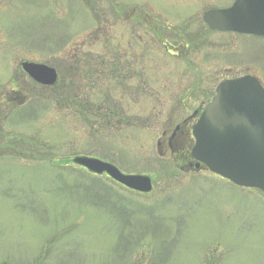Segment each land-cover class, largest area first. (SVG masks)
<instances>
[{
	"label": "rangeland",
	"instance_id": "374dc122",
	"mask_svg": "<svg viewBox=\"0 0 264 264\" xmlns=\"http://www.w3.org/2000/svg\"><path fill=\"white\" fill-rule=\"evenodd\" d=\"M234 1L0 0V264H264V195L182 171L189 133L173 155L163 137L188 131L223 80L264 87V38L202 21ZM24 62L56 71L55 99ZM75 157L153 189L61 163Z\"/></svg>",
	"mask_w": 264,
	"mask_h": 264
},
{
	"label": "water",
	"instance_id": "95a60500",
	"mask_svg": "<svg viewBox=\"0 0 264 264\" xmlns=\"http://www.w3.org/2000/svg\"><path fill=\"white\" fill-rule=\"evenodd\" d=\"M202 20L211 31L264 37V0H235L228 8L206 11ZM21 69L39 85L51 87L57 81L56 71L46 65L24 62ZM185 124L177 126L171 138ZM191 130L192 163L182 171L207 170L237 187L264 194V88L255 77L220 82ZM72 163L139 194L153 189L149 176L124 174L96 158L75 157Z\"/></svg>",
	"mask_w": 264,
	"mask_h": 264
},
{
	"label": "trees",
	"instance_id": "16d2710c",
	"mask_svg": "<svg viewBox=\"0 0 264 264\" xmlns=\"http://www.w3.org/2000/svg\"><path fill=\"white\" fill-rule=\"evenodd\" d=\"M134 67V66H133ZM131 68H132V66H131ZM61 83V79H58V82L56 83V85L53 87V88H43L42 90V92H43V99H55L59 94H60V92L61 91H56L57 90V87H59V84ZM68 89H70V88H68ZM69 92V91H68ZM64 94H68L66 91L65 92H63ZM60 96H63V97H66V99H69V97H67V96H65V95H63L62 93H61V95ZM72 100H74L75 102H76V100L75 99H72ZM78 107H80L79 109H81L82 108V110H83V115H84V118H87L88 116H86V115H89V116H92L91 118H93V119H97V116H98V119L102 116V115H97L96 116V114H95V112H97V113H99L100 114V112H102V110H98L97 109V111H95V108H93V107H88L87 108V105H82V106H78ZM91 111H93L94 112V114H92L91 113ZM108 112V114H107V116L110 118V110H107ZM105 114V113H104ZM90 118V117H89ZM6 148H8V145H6ZM2 154V153H1ZM188 156H189V153L188 152H184V154H183V157H182V159L184 160V159H188ZM42 161H46V162H49L50 164H52V165H54V166H62V164H59V161H55V159L53 158V156H51V155H49V154H46L45 155V158L42 160ZM61 163H63V165H68V166H73V167H75L74 165H73V163H72V159H70V158H67V159H65L63 162H61ZM75 168H77V167H75ZM94 176V175H93Z\"/></svg>",
	"mask_w": 264,
	"mask_h": 264
},
{
	"label": "flooded vegetation",
	"instance_id": "af4514ba",
	"mask_svg": "<svg viewBox=\"0 0 264 264\" xmlns=\"http://www.w3.org/2000/svg\"><path fill=\"white\" fill-rule=\"evenodd\" d=\"M228 33H232V32H228ZM232 34L241 35V34H238V33H232ZM241 36H248V35H241ZM248 37H255V36H248ZM257 38H264V37H257ZM171 50H173V48H171ZM75 54L76 53H74L73 55H75ZM58 79H60V78H58V76H57V82H58ZM191 124H193V122ZM191 124L188 126V131L186 129H184V126H182L180 128L181 130L179 129L174 134L175 136L173 138H171L172 135H170V137L168 138L167 137V134L166 133L164 134V139L167 140L168 147L170 148V151H171L172 154L174 152H176V150L179 151L181 147L184 148L187 145V142H186V134L187 133H190ZM188 135L190 137V134H188ZM175 141H177V144L176 145L174 144ZM161 145H162V143H160L159 148H161Z\"/></svg>",
	"mask_w": 264,
	"mask_h": 264
}]
</instances>
